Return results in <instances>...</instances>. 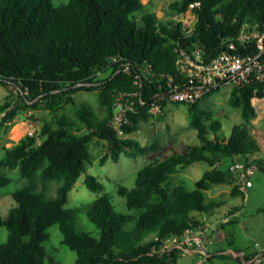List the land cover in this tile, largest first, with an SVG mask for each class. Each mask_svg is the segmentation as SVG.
I'll use <instances>...</instances> for the list:
<instances>
[{
    "label": "trees",
    "instance_id": "obj_1",
    "mask_svg": "<svg viewBox=\"0 0 264 264\" xmlns=\"http://www.w3.org/2000/svg\"><path fill=\"white\" fill-rule=\"evenodd\" d=\"M195 1L200 2L192 8L196 22L187 30L171 18L163 22L146 12L142 0H0V85L11 88L0 103V131L28 110H44L49 116L41 118L38 131L2 147L0 186L9 182L2 169L16 166L27 183L11 193L17 205L0 215V226L7 229L0 242V264H61L43 245L52 224L58 226L61 242L75 251L73 264H177L182 249H162L165 239L204 225L198 216L211 215L222 204L205 200L204 191L232 182L231 193H241L229 168L236 161L264 171V162L252 157L259 149L248 130L256 117L253 98L264 92L254 79L231 85L228 101L240 109L242 122L224 134L218 120L206 122L211 113L199 104L220 89L219 83L186 103L198 143L152 158L137 170L131 188L118 187L129 212L117 211L105 195L93 199L87 215L99 230L94 237L75 229L73 210L65 207L68 191L90 162L93 138L106 142L108 158L114 161L121 152L132 157V148L140 155L159 149L156 143L140 144L128 135L153 116V101L160 103L159 117L164 116L173 101L159 95L185 85L175 62L180 48L197 46L207 58L223 50L264 54L255 41L235 43L242 26L264 32V0H173L168 10L171 15L183 13ZM230 42L235 49L229 48ZM80 90L97 92L101 117L86 101L74 107L72 117L61 113ZM118 95L134 101L129 122L122 127L124 137L110 126ZM194 161L208 165L194 188L173 182ZM48 180L60 181L53 197L44 192ZM85 182L91 190L101 189L93 175ZM237 210L233 207L225 216ZM134 219V226L126 229ZM232 223L220 224L229 246L233 233L226 226ZM232 251L237 261L254 255ZM221 255L215 252L207 258Z\"/></svg>",
    "mask_w": 264,
    "mask_h": 264
},
{
    "label": "rangeland",
    "instance_id": "obj_2",
    "mask_svg": "<svg viewBox=\"0 0 264 264\" xmlns=\"http://www.w3.org/2000/svg\"><path fill=\"white\" fill-rule=\"evenodd\" d=\"M65 1V0H63ZM173 0H142L145 3L144 10L154 13L163 22L168 18L173 19L168 10V3ZM58 2V0H54ZM187 26L191 25V20L187 21ZM8 87L0 85V103L9 93ZM231 85L225 83L219 90L210 93L209 96L200 99L199 104L206 111L211 113V120H218L221 123V129L224 134H228L234 124L242 122L239 108L233 107L229 101ZM13 91V90H12ZM74 103L65 107L61 113L72 117V110L81 101H86L99 117L103 115V109L100 108L97 101L96 91H77L74 96ZM186 103L170 102L163 117L154 113L147 121L141 122L139 129L129 134V137L136 139L140 144L156 143L159 149L148 152L144 155L138 154L133 148L128 152L133 156H127L121 152L117 161L108 158V147L105 141L93 138L89 142L90 162L86 170L82 172L75 180L73 186L68 191L66 208L73 210V223L76 230L88 232L91 236L97 237L99 230L94 223L90 221L87 215L88 206L93 199L100 195H105L107 200L121 213L129 212L125 196L118 193V187L123 185L131 188L134 184V178L137 170L152 158H160L173 152H180L188 143H198L196 130L190 124ZM3 113H0V117ZM49 117L44 110H28L16 116L9 124L6 131H0V158L3 156V146H11L20 137L26 133L39 130L42 117ZM19 127L20 134L14 136L13 128ZM251 138L258 146V151L253 154L264 162V112L255 117L248 125ZM86 130L83 129L82 132ZM107 156V159L101 163L100 159ZM208 165L202 161H194L181 169L173 179L175 183H183L187 189L194 188V182L200 178ZM9 182L0 186V215L5 216L9 208L16 206V202L11 197V193L27 183V179L20 175L19 167L2 169ZM90 174L101 184V189L91 190L86 186L85 178ZM251 186L242 193H231L233 183L227 182L218 185H212L204 191L205 200L213 199L222 201V204L211 215H204L208 223L217 218H222L223 214L237 207L235 213L228 215L227 219L231 222L227 228L232 231V243H225L224 231L218 233L221 226H214L213 233L209 235V243H206V251L182 252L177 260V264H194L202 254L222 252L221 256H214L204 259L201 264H234V255L232 250H237L240 254H258L264 250V171L255 169L250 176ZM60 184L59 180H48L44 188L47 197H53L56 194V188ZM38 183V188H40ZM135 219L129 221L125 228L130 229L134 226ZM216 227V228H215ZM48 240L43 245L45 249L51 251L61 264H73L76 253L61 242L62 234L56 224L49 225L46 228ZM7 236V229L0 226V242H3ZM201 250V249H200Z\"/></svg>",
    "mask_w": 264,
    "mask_h": 264
},
{
    "label": "built area",
    "instance_id": "obj_3",
    "mask_svg": "<svg viewBox=\"0 0 264 264\" xmlns=\"http://www.w3.org/2000/svg\"><path fill=\"white\" fill-rule=\"evenodd\" d=\"M199 3V1L189 3L185 12L173 15V20L180 22L183 28L190 30L196 22V16L192 12V8L198 6ZM188 20H191L190 26L185 25ZM252 41L256 42L261 52L264 51V32L242 26L235 43L244 45ZM228 46L231 49H235L233 42H230ZM175 62L186 83L184 86H171L168 91L159 95V98L173 102L191 103L202 97L216 84L228 83L240 86L251 79L256 80L264 92V54L253 55L223 50L207 58L197 46H193L180 48ZM168 85H171V83H168ZM131 97L123 98L122 95H118L113 102L110 126L118 137L125 136L122 127L129 122L128 113L134 109V101ZM253 104L256 116L259 117L264 112V95L261 97L255 96ZM150 111L159 113L161 111L160 103L153 101L150 105ZM229 168L236 173V182L239 185V190L244 194L247 191V187L252 184L250 176L257 166L254 163L236 161L230 164ZM207 233L208 227L206 225L189 227L180 235L165 239L162 249L180 248L182 251L196 249L202 253V250L206 251L205 240ZM235 257H237V254H235ZM204 259H207V254H202L194 264H201ZM236 264H264V250L249 258H240Z\"/></svg>",
    "mask_w": 264,
    "mask_h": 264
},
{
    "label": "crops",
    "instance_id": "obj_4",
    "mask_svg": "<svg viewBox=\"0 0 264 264\" xmlns=\"http://www.w3.org/2000/svg\"><path fill=\"white\" fill-rule=\"evenodd\" d=\"M257 117V116H256ZM252 157H254L253 155H252ZM236 212V211H235ZM235 212H233V213H235ZM201 220H203L204 221V225H206L207 227H208V233H207V238H206V242L205 243H209V235H210V233H213V229H214V226H216L217 227V225L219 226L222 222H226V221H229L228 219H227V217L228 216H225V213L223 214V217L222 218H217V219H215L214 221H212V222H210V223H208L207 221H208V219L207 218H205L204 216H198ZM215 227V228H216ZM218 233H222V229L220 228L219 230H218ZM225 243H226V240H225ZM207 251H208V253H207V256H210L212 253H210V251H209V249H207ZM183 252V251H182ZM181 252V253H182ZM184 252H189V253H193V252H199L200 253V251L199 250H196V249H186V250H184ZM181 255V254H180ZM180 257V256H179ZM208 259V258H207ZM234 260H235V263L234 264H236L237 263V260H236V257H235V255H234Z\"/></svg>",
    "mask_w": 264,
    "mask_h": 264
},
{
    "label": "bare ground",
    "instance_id": "obj_5",
    "mask_svg": "<svg viewBox=\"0 0 264 264\" xmlns=\"http://www.w3.org/2000/svg\"><path fill=\"white\" fill-rule=\"evenodd\" d=\"M20 129H19V127H15V128H13V130H12V133H13V135L14 136H17L18 134H20Z\"/></svg>",
    "mask_w": 264,
    "mask_h": 264
}]
</instances>
